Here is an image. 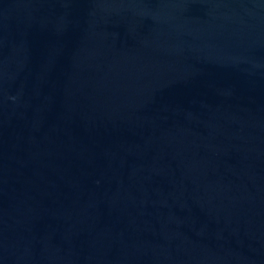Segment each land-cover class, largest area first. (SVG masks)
I'll list each match as a JSON object with an SVG mask.
<instances>
[{"label":"water","instance_id":"obj_1","mask_svg":"<svg viewBox=\"0 0 264 264\" xmlns=\"http://www.w3.org/2000/svg\"><path fill=\"white\" fill-rule=\"evenodd\" d=\"M0 264H264V0H0Z\"/></svg>","mask_w":264,"mask_h":264}]
</instances>
